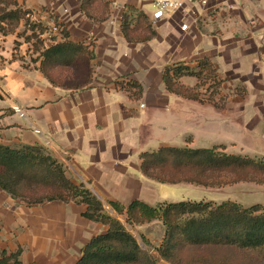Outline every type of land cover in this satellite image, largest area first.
Returning a JSON list of instances; mask_svg holds the SVG:
<instances>
[{"label":"crops","instance_id":"crops-1","mask_svg":"<svg viewBox=\"0 0 264 264\" xmlns=\"http://www.w3.org/2000/svg\"><path fill=\"white\" fill-rule=\"evenodd\" d=\"M17 1L46 21L51 22L52 15L74 43L92 44L96 59L86 63L92 76L88 73L84 88L55 87L40 71V62L29 66L24 46L20 52L15 50L18 34L0 32V146L44 147L65 165L73 184L86 185L106 212L133 235L126 217L110 204L166 202V187L174 185L146 178L140 156L164 147L179 148L175 137L180 131L175 130L181 122L174 120L175 106L211 105L169 93L164 83L166 68L180 64L194 68L208 59L226 80L240 78L245 66L250 67L244 72L250 73L249 78L262 79L264 0H209L188 32L180 30L177 19L167 18L153 26L157 37L144 44L126 41L123 14L132 6L151 20L154 15L145 8L154 7L155 0H107L110 16L105 22L87 18L82 0ZM180 83L194 89L198 80L185 77ZM184 128L189 130L181 136L191 135V127ZM185 138L179 140L187 148L196 142L194 136ZM183 185L190 186L176 187ZM87 209L60 201L29 206L0 187V253L20 250L21 264H77L91 240L109 231V226L86 219ZM135 228L143 240L133 235L138 243L159 259L163 223ZM160 264L166 263L160 260Z\"/></svg>","mask_w":264,"mask_h":264},{"label":"trees","instance_id":"trees-1","mask_svg":"<svg viewBox=\"0 0 264 264\" xmlns=\"http://www.w3.org/2000/svg\"><path fill=\"white\" fill-rule=\"evenodd\" d=\"M82 12L95 22H105L110 16L107 0H82ZM32 11L21 7L17 0H0V32L3 36L15 34ZM62 41L41 51L40 71L55 87L50 71L71 68L79 61L90 63L96 59L92 44L74 43L64 25ZM122 33L129 44H144L157 37L150 18L135 7H126L122 20ZM36 38V28L31 30ZM42 35V34H41ZM32 38H28L32 40ZM20 37V36H18ZM39 60L35 62L38 63ZM185 77L196 78L198 85L215 81L212 97L220 95L224 83L214 64L204 59L197 66L167 67L164 83L169 93L185 100L212 104L224 109L211 99H199L191 89L181 85ZM197 85V87H198ZM199 86V87H200ZM3 96L0 93V100ZM142 173L151 181L165 185L188 184L206 189H222L239 184L264 187V159L229 155L225 146L213 149L164 147L142 153ZM64 164L54 159L41 146L9 148L0 146V187L16 200L29 206L60 201L87 206L83 216L109 226L105 235L97 236L85 248L77 264H264V206L244 208L228 201L159 203L150 206L135 201L128 207L111 203L119 216L126 217L131 226H145L161 221L164 226L162 245L157 250L159 259L153 257L127 232L120 221L112 218L98 197L86 185L73 184L67 178ZM22 252L0 253V264H21Z\"/></svg>","mask_w":264,"mask_h":264},{"label":"rangeland","instance_id":"rangeland-1","mask_svg":"<svg viewBox=\"0 0 264 264\" xmlns=\"http://www.w3.org/2000/svg\"><path fill=\"white\" fill-rule=\"evenodd\" d=\"M145 10L152 15L156 14V9L152 4L147 5ZM199 11L203 10L199 8ZM50 18L51 22L46 21L37 17L32 11L26 18L29 20L28 25L25 21L16 30L15 35L20 36L18 38L20 42L16 43L15 50L20 52L21 47L24 46L27 57H29L30 67L36 65V60H39L40 63L43 60L40 56L41 51H36L40 42L43 43L44 49H48L62 41L61 28L56 25L52 15ZM34 27L36 28V38L31 31ZM32 36L33 39L27 42V39ZM24 62L26 61L24 60ZM249 68L248 66L244 67L240 78L226 80L220 77L224 83L220 88L219 96H211L216 88L214 79H210L206 86L201 87L199 84L198 87L191 89L195 95L199 96L200 100L207 103L214 98L213 101L221 107L224 106V109L214 108V105L211 106L212 104L204 107L193 103L175 106L176 117L174 120L181 122V128L175 130V132L180 131L175 137L178 140L176 142L178 147H186L184 140L180 141L179 137L183 139L194 136L196 142L191 149H213L225 146L229 155L250 157L256 160L264 159V75L262 79H251L248 77L250 73H244ZM88 73L92 76V70L87 69L84 61H79L71 68L50 71L51 77L55 80L56 85L60 86L59 88H73L74 90L82 89L88 84ZM186 126L191 127V135L182 137V133L189 130L184 128ZM166 188L165 201L167 203L214 202L222 204L231 201L244 208L255 205L264 206V187L254 184H239L222 189H206L191 185ZM131 227L130 232L143 242L142 236L136 231V226ZM159 237L161 234H158L157 238Z\"/></svg>","mask_w":264,"mask_h":264},{"label":"built area","instance_id":"built-area-1","mask_svg":"<svg viewBox=\"0 0 264 264\" xmlns=\"http://www.w3.org/2000/svg\"><path fill=\"white\" fill-rule=\"evenodd\" d=\"M67 1V0H63ZM209 6V0H155L156 14L151 19L153 26L163 24L167 18L177 19L182 32H188L191 25L201 18L202 10ZM21 116H24L21 111Z\"/></svg>","mask_w":264,"mask_h":264},{"label":"bare ground","instance_id":"bare-ground-1","mask_svg":"<svg viewBox=\"0 0 264 264\" xmlns=\"http://www.w3.org/2000/svg\"><path fill=\"white\" fill-rule=\"evenodd\" d=\"M132 229V228H131Z\"/></svg>","mask_w":264,"mask_h":264}]
</instances>
